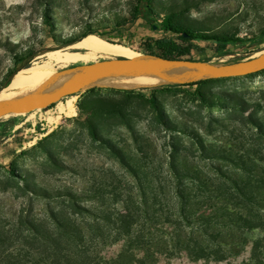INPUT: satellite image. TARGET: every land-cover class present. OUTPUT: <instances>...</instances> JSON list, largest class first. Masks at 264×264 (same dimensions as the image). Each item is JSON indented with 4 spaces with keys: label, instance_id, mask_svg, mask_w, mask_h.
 Listing matches in <instances>:
<instances>
[{
    "label": "rangeland",
    "instance_id": "rangeland-1",
    "mask_svg": "<svg viewBox=\"0 0 264 264\" xmlns=\"http://www.w3.org/2000/svg\"><path fill=\"white\" fill-rule=\"evenodd\" d=\"M154 4L160 16L174 13L186 27L242 40L179 42L197 63L217 64L264 52V0H155ZM45 6L54 27L46 23ZM137 6L138 0H0V85L16 58L32 52H37L32 63L58 69L107 60L61 46L88 29L143 53L141 42L161 34L151 32L142 17L122 25ZM253 38H259L258 43L250 46ZM58 50L77 51L84 57L77 62L59 60L52 54ZM101 98L123 108V116L80 111L84 103L93 113ZM55 103L22 116H0V229L6 235H24L27 219L45 222L53 210L79 211L73 203L77 198L81 207L94 209L99 198L92 196L100 192L115 208L123 209L128 196L134 200L129 202L131 208L138 207L141 182L131 168L144 174L151 213L156 212L145 231L158 249L173 245L176 227L166 218L173 213L168 205L177 182L188 184L201 209L204 187L214 185L210 174L250 178L259 186L256 193L262 201L253 213L264 217V73L131 94L107 89L71 92ZM94 130L99 133L97 141ZM174 171L196 179L178 178ZM138 229L144 227L135 225ZM263 237L258 230L226 232L219 237L227 256L221 264H249L254 243ZM157 264L217 263L178 254L162 257Z\"/></svg>",
    "mask_w": 264,
    "mask_h": 264
},
{
    "label": "trees",
    "instance_id": "trees-1",
    "mask_svg": "<svg viewBox=\"0 0 264 264\" xmlns=\"http://www.w3.org/2000/svg\"><path fill=\"white\" fill-rule=\"evenodd\" d=\"M155 0H138V6L131 18L123 21L122 25L134 23L138 17H142L149 25L151 32L161 34L160 37L150 36L141 42V51L157 58L174 61L197 62L192 58L189 48H183L179 42L187 41H230L240 43L242 40H231L229 37H216L208 32H203L186 27L176 21L174 13H165L160 16ZM45 11L46 23L54 27V23L48 15V6ZM120 26L119 23L116 24ZM94 34L88 29L79 37L67 39L62 47L72 46L81 39ZM103 38V34L98 33ZM264 35V32L262 33ZM259 38H253L249 44L258 43ZM108 42H116L107 39ZM188 53L189 58H184ZM255 55L239 57L230 61L217 64H229L250 59ZM37 57V52L17 57L15 67L26 62L32 63ZM13 68V69H14ZM12 69V70H13ZM10 70L9 72H11ZM8 72V74H9ZM264 73V70L248 76ZM7 74V75H8ZM6 75V76H7ZM232 79V78H228ZM214 80H204L196 83L170 85L161 88H174L179 86H202ZM160 89V88H157ZM152 89V90H157ZM97 89L87 93H93ZM110 91H118L111 90ZM131 94L136 91H124ZM98 108L92 113L87 110L85 104H80L83 114L101 117L103 114H117L123 116V108L110 104L109 100L101 98L96 100ZM55 102L49 105L52 108ZM90 126L92 122H89ZM92 137L97 141L99 133L94 130ZM134 176L139 180L142 193V203L131 208L129 200H123V209L111 206L105 198V192L92 196L99 198V204L94 209L80 206L73 200L79 211L67 213L51 211L47 221H25L28 225L24 235L18 234L14 238L6 235L0 229V264H157L162 257L171 258L178 254H185L195 261L205 260L221 264L227 261L225 250L219 243V237L230 230H258L264 234V217L254 214L257 206L262 202L256 193V186L246 177H228L219 174H210L214 185H206L207 189L203 207H196L193 195L188 184L177 182L172 195V204L168 206L173 213L166 218L168 224H173L176 230L171 234V249L164 250L154 247L150 234L146 233V226L151 223L155 213H151L149 206L150 197L143 182L144 174L140 170L131 168ZM176 177H189V174H180L174 171ZM16 175V174H15ZM245 178V179H244ZM202 186V185H201ZM201 188V189H204ZM216 193V194H215ZM158 203L157 196L153 198ZM260 200V201H259ZM161 205H164L160 200ZM246 210L245 213L243 210ZM156 219V218H155ZM135 225H141L144 229L135 230ZM12 240V242H11ZM249 264H264V237L254 243Z\"/></svg>",
    "mask_w": 264,
    "mask_h": 264
},
{
    "label": "water",
    "instance_id": "water-1",
    "mask_svg": "<svg viewBox=\"0 0 264 264\" xmlns=\"http://www.w3.org/2000/svg\"><path fill=\"white\" fill-rule=\"evenodd\" d=\"M83 40V39H81ZM80 40V41H81ZM197 63L153 57V63ZM203 64L181 73L147 74L144 69L112 70L105 72H71L44 64L24 63L14 68L0 85V107L5 95L14 87L46 84L87 93L90 90L141 91L170 85L196 83L204 80L238 78L264 70V52L229 64Z\"/></svg>",
    "mask_w": 264,
    "mask_h": 264
},
{
    "label": "bare ground",
    "instance_id": "bare-ground-1",
    "mask_svg": "<svg viewBox=\"0 0 264 264\" xmlns=\"http://www.w3.org/2000/svg\"><path fill=\"white\" fill-rule=\"evenodd\" d=\"M70 49H83L88 52L86 57H101L107 59L91 66L68 69L71 72H105L112 70L144 69L147 74L181 73L193 68L201 67L200 63H180L175 66L167 63H153V57L138 51H133L123 45L112 44L102 37L89 35L76 42ZM59 60L77 62L84 55L77 51L62 50L52 52ZM47 66V65H46ZM73 90L46 84L17 86L4 97L0 116H22L47 107L53 102L60 101ZM68 108L72 114L73 102L68 101Z\"/></svg>",
    "mask_w": 264,
    "mask_h": 264
}]
</instances>
